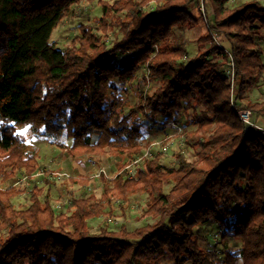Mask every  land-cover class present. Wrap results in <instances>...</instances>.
<instances>
[{
  "label": "trees",
  "instance_id": "16d2710c",
  "mask_svg": "<svg viewBox=\"0 0 264 264\" xmlns=\"http://www.w3.org/2000/svg\"><path fill=\"white\" fill-rule=\"evenodd\" d=\"M81 1H96L101 17L60 50L51 34ZM112 1L0 0V180L38 169V150L16 133L21 126L72 159L108 152L131 164L149 128L179 126L184 114L195 129L182 132L183 142L195 158L176 153L174 167H164L155 154L133 177L118 162L113 178L99 175L100 197H69L65 212L36 186L19 209L20 192L0 188V264H264V137L235 112L249 110L264 127V102H244L264 72V3L203 0L204 15L195 16L198 0ZM204 17L208 31L188 58L173 29ZM140 68L156 86L137 90L129 105L122 93ZM134 195L146 196L142 216L152 223L90 232L89 221L111 217L119 202L124 210ZM211 224L222 241L216 252L194 232Z\"/></svg>",
  "mask_w": 264,
  "mask_h": 264
},
{
  "label": "rangeland",
  "instance_id": "374dc122",
  "mask_svg": "<svg viewBox=\"0 0 264 264\" xmlns=\"http://www.w3.org/2000/svg\"><path fill=\"white\" fill-rule=\"evenodd\" d=\"M108 3H112V0H104ZM201 0H198L200 4ZM251 0H225L226 6H232L235 3L249 2ZM264 3V0H257ZM199 5L192 7L191 12L197 16ZM200 11V10H199ZM101 17L100 5L95 1L92 3L81 1L73 7V13L52 32L50 42L55 46L64 50L70 46L72 38L77 34L78 28L82 25L94 26V20ZM200 22L196 27H183L174 28L172 41L175 45L184 44V47L188 51V58L193 57L197 52V40L202 35H205L208 31L207 18ZM96 28V26L94 27ZM262 31H264L262 29ZM118 34L110 32L107 34L109 44L114 41ZM259 45L264 48V43L260 42ZM110 46V45H109ZM264 63V57L262 58ZM144 68H140L137 72L136 78L129 90V92L122 93L127 97L129 105H132L137 100V90L141 88L153 89L155 83L143 79ZM246 101L251 102H264V72L262 78L258 81L257 85L247 91ZM195 128L190 124L189 116L181 115V125L172 126L166 125V127L149 128L147 136L144 142V149L142 151L141 160L139 165L135 168L138 169L144 165V161L147 158H151L155 154H161L162 158L160 163L164 167H174L175 154L181 153L186 160L191 161L195 158V153L184 145L182 132L193 131ZM16 133L22 137L27 143L34 146L38 152V169L32 175L24 176H12L5 181L0 180V188L7 190L8 188H14L20 192L19 196L13 199L14 205L19 208H25L29 205V193L30 189L36 186L44 193L49 192L51 203L54 208L60 212H65L68 206L69 197L80 198L88 195H94L100 197L102 192V184L100 178L97 177L99 170H103L107 178H113L118 173L117 163L120 162L119 158L111 156L108 152L97 158L91 159L80 158L72 159V157L66 156L57 147L48 144L45 139L32 137L27 126H21L17 128ZM166 148V151L163 149ZM127 160H123L120 164H126V167L132 168L133 163H128ZM35 174H38L36 176ZM44 174H47V180L52 183L46 184L44 182ZM68 176V177H66ZM61 177V178H59ZM84 178L89 181L88 185H80L71 183L70 179ZM168 191V187L165 188V192ZM146 201L145 195H134L131 197L128 204H124V210L120 208L121 202L113 206V212L111 217H100L96 220L89 221V228L92 234H97L100 227H105L111 231H115L121 224L127 226L129 231H133L145 224L152 223V220L142 216V210ZM199 236V244L203 249H206L208 244H216L217 248H213V251L219 250L220 230L215 224L207 226H198L194 229ZM216 242V243H215ZM224 244L237 249L240 247V242L234 241L232 238L224 240ZM157 264H173L171 260H159Z\"/></svg>",
  "mask_w": 264,
  "mask_h": 264
},
{
  "label": "built area",
  "instance_id": "2783aa9c",
  "mask_svg": "<svg viewBox=\"0 0 264 264\" xmlns=\"http://www.w3.org/2000/svg\"><path fill=\"white\" fill-rule=\"evenodd\" d=\"M199 10L200 12L204 15V5H203V0L200 1L199 4ZM216 40V38H214ZM217 41V40H216ZM227 74L230 76L231 78V83L233 84V74L231 72V70H229L227 72ZM236 115L238 117V119L244 123L246 126L250 127L251 129L260 132L262 134V136L264 137V127L262 125H260L258 122L254 121L252 119V115L251 112L249 110L246 109H236ZM163 151H166V148L163 149ZM141 160V158L136 159L135 161H133L132 163V168L127 167L128 169V175L129 177H133L136 173V166L139 165V161ZM100 174H105V172L103 170H99L97 177H99ZM36 176H38V174H35ZM68 177V176H66ZM61 178V177H59Z\"/></svg>",
  "mask_w": 264,
  "mask_h": 264
}]
</instances>
